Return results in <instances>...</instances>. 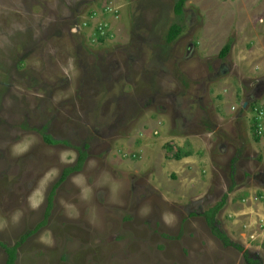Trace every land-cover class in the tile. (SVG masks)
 <instances>
[{"label": "rangeland", "instance_id": "1", "mask_svg": "<svg viewBox=\"0 0 264 264\" xmlns=\"http://www.w3.org/2000/svg\"><path fill=\"white\" fill-rule=\"evenodd\" d=\"M178 1L0 0V243L26 236L15 264H264V0L177 15ZM223 195L215 223L241 250L202 215Z\"/></svg>", "mask_w": 264, "mask_h": 264}, {"label": "trees", "instance_id": "2", "mask_svg": "<svg viewBox=\"0 0 264 264\" xmlns=\"http://www.w3.org/2000/svg\"><path fill=\"white\" fill-rule=\"evenodd\" d=\"M185 0H179L178 3L176 4L175 6V13L177 15H180L182 13V7H183V4H184ZM181 32V28L177 25H172L168 32H167V35H166V43L167 44H170L172 43L174 40H176V38L178 37V35L180 34ZM230 50V43L226 44L221 52H220V56H225L228 54ZM255 125H256V122L255 120L253 119L252 120V131L253 129L255 130ZM44 131V130H43ZM43 131L41 132L42 135H43V140L48 143V144H58L60 143L59 141L57 140H54L53 138H51L50 135L48 134H45L43 133ZM254 141L256 142H259V137L256 135V133L254 132ZM86 147V146H85ZM168 152L170 153L171 150L170 149H167ZM189 153H186L184 152L183 150H177L175 152V155L173 156L175 160H178L180 159L182 156H187ZM85 157H86V154L85 152L81 151L80 152V155L78 156L77 158V163L73 166V167H70V168H67V169H64L61 176H60V179L58 180V182L55 184V186L52 188L51 192H50V196H48L47 198V209H46V212H45V215H44V220L37 225L36 227V230L40 227V226H43L46 222V218H47V215L49 213V209H50V204H51V200H52V195L54 193V190L55 188L57 187V185H59L60 183H62L69 174L73 173V172H77V171H80L81 169V166L85 160ZM225 202H226V195H223L220 203L216 204L213 208H211L210 210L204 212L202 215L204 216L208 226L210 227L211 229V233L213 234V236H215L221 243L224 247H236L237 249L241 250L240 247H237L235 244H233V242L230 241V239L227 237V235L225 233H223L222 231H220L215 223V219L214 217L216 216V214L224 207L225 205ZM26 239V236L22 237L20 242H18L15 246L13 247H8L2 243H0V248L3 249V251L5 252L6 254V264H15V260H16V251H17V248L20 247L21 243H23V241ZM245 259H247V261H249L250 264H261L259 261L257 260H253V259H250L249 258V255L247 253H245Z\"/></svg>", "mask_w": 264, "mask_h": 264}, {"label": "built area", "instance_id": "3", "mask_svg": "<svg viewBox=\"0 0 264 264\" xmlns=\"http://www.w3.org/2000/svg\"><path fill=\"white\" fill-rule=\"evenodd\" d=\"M263 108V109H261ZM255 122H256V132L260 137H264V125L260 123V121L264 118V104H261L259 107L255 109Z\"/></svg>", "mask_w": 264, "mask_h": 264}, {"label": "clouds", "instance_id": "4", "mask_svg": "<svg viewBox=\"0 0 264 264\" xmlns=\"http://www.w3.org/2000/svg\"><path fill=\"white\" fill-rule=\"evenodd\" d=\"M261 104H264V103H258V104H254V105H256V107H259ZM244 107H245V104H244ZM251 110H253V105L251 106ZM254 119V118H253ZM252 122V121H251ZM255 133H256V135L259 137V138H264V137H260L258 134H257V132H256V125H255Z\"/></svg>", "mask_w": 264, "mask_h": 264}, {"label": "flooded vegetation", "instance_id": "5", "mask_svg": "<svg viewBox=\"0 0 264 264\" xmlns=\"http://www.w3.org/2000/svg\"><path fill=\"white\" fill-rule=\"evenodd\" d=\"M248 101H251V99H248ZM251 103V102H250ZM247 104H245V106H246ZM245 108V107H244Z\"/></svg>", "mask_w": 264, "mask_h": 264}]
</instances>
